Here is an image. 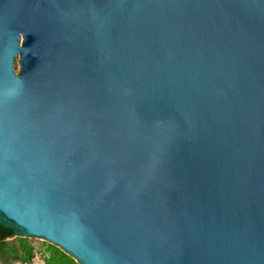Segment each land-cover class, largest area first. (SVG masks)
Instances as JSON below:
<instances>
[{
  "label": "water",
  "instance_id": "95a60500",
  "mask_svg": "<svg viewBox=\"0 0 264 264\" xmlns=\"http://www.w3.org/2000/svg\"><path fill=\"white\" fill-rule=\"evenodd\" d=\"M0 213L84 264H264V0H0Z\"/></svg>",
  "mask_w": 264,
  "mask_h": 264
},
{
  "label": "trees",
  "instance_id": "16d2710c",
  "mask_svg": "<svg viewBox=\"0 0 264 264\" xmlns=\"http://www.w3.org/2000/svg\"><path fill=\"white\" fill-rule=\"evenodd\" d=\"M21 230L10 221L5 220L0 213V259L4 264L12 261H28L33 256V247L21 238L19 248L9 243V239L20 234ZM46 264H83L57 245L48 246Z\"/></svg>",
  "mask_w": 264,
  "mask_h": 264
},
{
  "label": "rangeland",
  "instance_id": "374dc122",
  "mask_svg": "<svg viewBox=\"0 0 264 264\" xmlns=\"http://www.w3.org/2000/svg\"><path fill=\"white\" fill-rule=\"evenodd\" d=\"M21 238H26V242L31 244L33 247V256L28 261H12L11 264H46L45 257L48 255V246L54 244L65 250L68 254L76 258L78 262L83 263V261L76 256L73 252L65 248L62 244L48 238L45 235L38 234H28L21 232L20 234L10 238L8 241L10 244L15 245L19 248ZM0 264H4L0 259ZM84 264V263H83Z\"/></svg>",
  "mask_w": 264,
  "mask_h": 264
}]
</instances>
